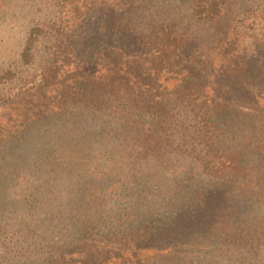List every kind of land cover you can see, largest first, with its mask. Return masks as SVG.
<instances>
[{
  "label": "trees",
  "instance_id": "trees-1",
  "mask_svg": "<svg viewBox=\"0 0 264 264\" xmlns=\"http://www.w3.org/2000/svg\"><path fill=\"white\" fill-rule=\"evenodd\" d=\"M29 1L37 13L18 57L0 64V86L22 94L14 100L21 129L0 136V264H264V107L238 93L208 90L198 81L203 73L158 86L163 72L184 64L236 63L238 43L229 27L236 22L225 16L229 0H185L186 23L159 12L145 22L118 14L121 32L131 20L138 43L132 52L141 57L128 60L125 52L124 62L64 81L52 95L26 88L27 77H36L24 71L46 62L41 81L33 82L44 87L53 74L50 55L68 31L50 14L49 0ZM98 1L122 0H85ZM249 11L247 26L253 29L260 15L264 28V0L243 8L242 24ZM257 41L264 53V31ZM88 119L125 149L123 178L94 171L98 158L80 146L93 148L86 134L72 138V128ZM177 157L197 162L199 172H167ZM20 177L26 187L18 192ZM115 180L124 182L112 198Z\"/></svg>",
  "mask_w": 264,
  "mask_h": 264
},
{
  "label": "rangeland",
  "instance_id": "rangeland-1",
  "mask_svg": "<svg viewBox=\"0 0 264 264\" xmlns=\"http://www.w3.org/2000/svg\"><path fill=\"white\" fill-rule=\"evenodd\" d=\"M0 1V64L7 65L8 63H14L13 61L18 57V52L23 43V32L28 27V24L32 23V19L37 12L31 10V1L29 0ZM2 1L5 2L4 5ZM258 1L261 0H229V12L225 13V16L228 22L229 20H235L236 22L235 25L230 24L229 26L234 27L232 35L236 37L235 43H238V52L235 54V58L238 56L236 63L232 62L228 65L229 68L223 64L221 65L218 60L214 61V64L209 63L208 65H205L207 63L204 61L201 64L191 65V67H189V64L184 67V64L169 72H163L160 81L158 80L159 88L171 87L181 82V79H184L187 75L190 76L191 74L190 77L194 78L203 73V78H198V81L203 84H205L203 80L206 81L207 89L209 88L222 94L230 93L236 95L238 93L242 97L247 98V103L256 102L258 107H264V53H262V49L259 48L258 50L256 47L257 37L261 31H264L259 22L261 16H256L253 29L247 26L251 22L253 15L250 11L247 14V21L244 24L240 21L242 17H245L243 8L250 4L256 7ZM48 2L51 4V6L49 5L50 14L56 16L59 21L62 20V25L68 31V36L65 42L61 43L55 52L53 51L50 55L49 63H52L50 66H53L51 70L53 74H51V80L44 83V87L36 88L33 82L38 84L41 81L39 77L40 69L46 62L41 63L37 68L27 69L24 71V75L27 77L26 75L29 73L30 75L34 74V77H36L35 81L32 80L31 76L27 77L28 84L26 88H29L31 92L37 91V93L50 95L59 88L62 82H76L82 78L84 72V74H87L88 72L98 71L101 66L111 67L119 61L124 62L125 52L129 51L130 53L131 57L128 60L141 57L140 52H132V49H138V43L134 39L136 35L132 34V27L129 26L131 20L128 22L129 25L127 24L128 26L125 27L124 32H121L116 22L118 14L127 13L132 15L134 19L143 17L144 22L151 17L150 20H152L158 12L162 14V18H166L170 22L182 19L186 23L190 17V12L187 8L189 3L185 0H122L119 3L116 2L117 4L115 2L102 4L98 1L99 6L85 2V0H49ZM115 10L118 11L117 14H114ZM201 25L203 24L201 23L199 27ZM189 49L191 48L189 47ZM192 55L196 57L197 52L192 53ZM116 58H118V61ZM39 60L42 61L44 59L40 58ZM236 67L244 69L242 75L235 73L237 72V69L234 71ZM246 67H249V69ZM54 73L55 76H53ZM211 73L214 74V77L211 76ZM21 97V91L16 86H0V136H3L2 133L5 131L12 130L11 133L15 134L19 131L18 129H21L19 124L22 116L21 112L15 108L18 104L14 101L16 98ZM243 109L255 115L259 113V111L251 112L253 109L249 106L243 107ZM81 122H78L77 126L75 125L72 128V130L76 129L75 136L72 138H77V135L83 137L86 134V138L93 148L87 146L90 144L81 143L80 146L92 151L88 155L98 158L96 164L94 163L95 165H93L94 167L97 166L94 171L105 168V171L111 170V174L119 172L123 178L125 160L119 156L126 155L123 146L117 145L111 139V132L108 129L102 130L101 134L98 131L99 128H95L98 126L95 120L88 119L86 121L88 123ZM147 125L146 122L144 126ZM113 126L117 127L116 124ZM80 141H83V139H80ZM65 149H68L67 146H65ZM15 154H22V150H16ZM102 155H107L103 168L99 166ZM109 155L114 156L112 158ZM165 161H158L160 164H158L157 169H164ZM168 162H171L166 169L167 172L169 170V173L174 171L175 174H179L187 171L189 167L193 168L195 173L200 170V165L187 157H177L176 160L170 159ZM21 177L16 188L18 192L26 187V180H22ZM122 182L124 180H115L109 186L112 198H115L118 190H121Z\"/></svg>",
  "mask_w": 264,
  "mask_h": 264
}]
</instances>
